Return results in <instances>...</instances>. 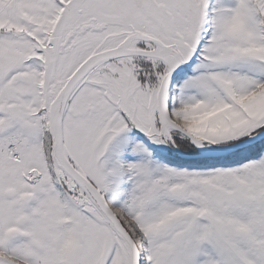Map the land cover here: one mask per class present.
<instances>
[{"label": "snow or ice", "instance_id": "6c2138e0", "mask_svg": "<svg viewBox=\"0 0 264 264\" xmlns=\"http://www.w3.org/2000/svg\"><path fill=\"white\" fill-rule=\"evenodd\" d=\"M0 264H264V0H0Z\"/></svg>", "mask_w": 264, "mask_h": 264}]
</instances>
